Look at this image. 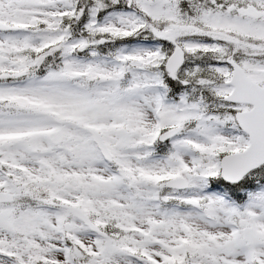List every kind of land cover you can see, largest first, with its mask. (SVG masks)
Wrapping results in <instances>:
<instances>
[{
  "label": "snow or ice",
  "instance_id": "obj_1",
  "mask_svg": "<svg viewBox=\"0 0 264 264\" xmlns=\"http://www.w3.org/2000/svg\"><path fill=\"white\" fill-rule=\"evenodd\" d=\"M0 264H264V0H0Z\"/></svg>",
  "mask_w": 264,
  "mask_h": 264
}]
</instances>
